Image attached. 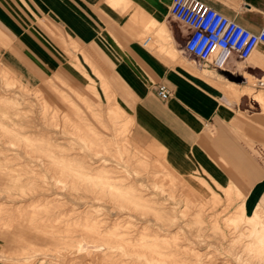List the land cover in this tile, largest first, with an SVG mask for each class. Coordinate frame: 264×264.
Here are the masks:
<instances>
[{
    "label": "rangeland",
    "instance_id": "rangeland-1",
    "mask_svg": "<svg viewBox=\"0 0 264 264\" xmlns=\"http://www.w3.org/2000/svg\"><path fill=\"white\" fill-rule=\"evenodd\" d=\"M4 41L0 34V47ZM1 63V261L243 264L264 259L261 213L247 215L241 204L220 198L198 177L172 171L160 150L155 156L146 148L151 143L129 125V115L110 94L104 97L94 84L80 86L61 76L28 83ZM239 65L254 75L262 71L249 59ZM251 101L252 108L260 105Z\"/></svg>",
    "mask_w": 264,
    "mask_h": 264
},
{
    "label": "crops",
    "instance_id": "crops-1",
    "mask_svg": "<svg viewBox=\"0 0 264 264\" xmlns=\"http://www.w3.org/2000/svg\"><path fill=\"white\" fill-rule=\"evenodd\" d=\"M203 1L252 32L263 25L264 0ZM171 2L0 0V62L28 83L61 76L98 86L172 171L264 221V44L249 58L259 75L237 62L198 61L184 49L190 30L172 17ZM160 82L166 100L156 96Z\"/></svg>",
    "mask_w": 264,
    "mask_h": 264
},
{
    "label": "built area",
    "instance_id": "built-area-1",
    "mask_svg": "<svg viewBox=\"0 0 264 264\" xmlns=\"http://www.w3.org/2000/svg\"><path fill=\"white\" fill-rule=\"evenodd\" d=\"M170 12L190 30L184 41L185 51L216 68L245 61L257 45L264 44V17L260 30L252 32L203 0H172ZM155 92L162 100L170 96L163 82L156 84Z\"/></svg>",
    "mask_w": 264,
    "mask_h": 264
},
{
    "label": "bare ground",
    "instance_id": "bare-ground-1",
    "mask_svg": "<svg viewBox=\"0 0 264 264\" xmlns=\"http://www.w3.org/2000/svg\"><path fill=\"white\" fill-rule=\"evenodd\" d=\"M254 50H255V49H254ZM254 50H253V51H254ZM253 51H252V52H251V54L249 55L248 59L251 57V55H252Z\"/></svg>",
    "mask_w": 264,
    "mask_h": 264
}]
</instances>
